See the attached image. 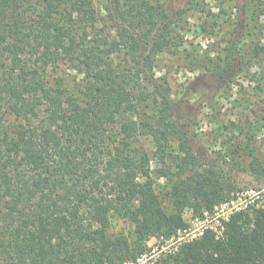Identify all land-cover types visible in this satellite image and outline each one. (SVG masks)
<instances>
[{
    "label": "trees",
    "instance_id": "16d2710c",
    "mask_svg": "<svg viewBox=\"0 0 264 264\" xmlns=\"http://www.w3.org/2000/svg\"><path fill=\"white\" fill-rule=\"evenodd\" d=\"M169 1L0 0V264H264V202L219 234L148 246L184 231L185 209L202 218L237 188L195 150L156 76L184 30L187 9ZM226 51L210 69L224 81L244 65L235 44ZM61 65L75 86L52 76ZM245 150L264 195V164ZM114 217L133 224L132 239L108 235Z\"/></svg>",
    "mask_w": 264,
    "mask_h": 264
},
{
    "label": "rangeland",
    "instance_id": "374dc122",
    "mask_svg": "<svg viewBox=\"0 0 264 264\" xmlns=\"http://www.w3.org/2000/svg\"><path fill=\"white\" fill-rule=\"evenodd\" d=\"M168 5L187 9L181 23L184 30L176 29L175 47L157 58L156 76L168 81L195 150L207 165L230 174L237 188L202 218L185 209L182 218L186 229L165 243L150 239L148 246L153 251L160 245L167 249L195 239L207 228L219 234L221 222L230 214L264 202L259 185L247 172L245 150L249 145L264 164V56L253 54L256 44H264V0H170ZM232 44L245 66L242 71H230L224 81L210 69L213 62L226 56V48ZM196 59L202 63L199 67L194 64ZM52 76L63 77L68 87L79 82V75L63 65ZM248 136L253 139L247 143ZM164 185L165 180L159 179L156 191L162 194ZM162 205L167 208L166 202ZM133 232L132 223L117 217L107 229L109 236L129 239Z\"/></svg>",
    "mask_w": 264,
    "mask_h": 264
},
{
    "label": "built area",
    "instance_id": "2783aa9c",
    "mask_svg": "<svg viewBox=\"0 0 264 264\" xmlns=\"http://www.w3.org/2000/svg\"><path fill=\"white\" fill-rule=\"evenodd\" d=\"M227 218H228V217H227ZM227 218H226V219H227ZM226 219H225V220H226Z\"/></svg>",
    "mask_w": 264,
    "mask_h": 264
}]
</instances>
